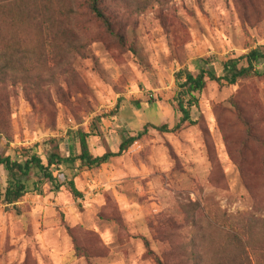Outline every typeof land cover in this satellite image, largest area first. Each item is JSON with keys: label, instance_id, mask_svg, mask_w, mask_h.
I'll return each instance as SVG.
<instances>
[{"label": "rangeland", "instance_id": "obj_1", "mask_svg": "<svg viewBox=\"0 0 264 264\" xmlns=\"http://www.w3.org/2000/svg\"><path fill=\"white\" fill-rule=\"evenodd\" d=\"M59 2L73 5L70 28L28 36L41 64L27 83H0L11 140L0 154L78 156L70 134L82 130L98 156L149 133L99 168L64 167L60 190L43 181L15 204L2 198V167L0 264H156L149 251L168 264H264V76L209 82L192 110L196 126L157 130L180 122L181 70L196 75L209 60L223 76L228 61L264 47V0H105L126 48L87 0Z\"/></svg>", "mask_w": 264, "mask_h": 264}, {"label": "trees", "instance_id": "obj_2", "mask_svg": "<svg viewBox=\"0 0 264 264\" xmlns=\"http://www.w3.org/2000/svg\"><path fill=\"white\" fill-rule=\"evenodd\" d=\"M87 5L92 15L104 24L107 31L126 48L127 42H125L123 34L116 29L114 18L108 12L105 0H87ZM72 14H74L73 5H62L59 0L55 6L52 5V0H0V83L7 80L12 83H27L30 79V73L41 64L31 57L33 50L28 46V36L34 32L44 35L48 33L64 34L70 28L71 19L68 18ZM69 47H71L70 39ZM133 52L136 50L133 49ZM263 61L264 47H261L237 60H230L224 64L223 76L217 75L212 62L209 60L202 61L204 64L196 75L181 70L176 75L178 87L176 102L177 110L182 117L175 126L163 125L157 130L161 133H179L186 128L196 126L197 121L192 118V110L198 106V94L206 89L209 82H216L220 86H235L242 79L264 76L263 69L257 66ZM117 110L118 108L115 112ZM238 115L242 118V112L239 111ZM1 119L2 112L0 111V121ZM8 131L7 124L0 122V147L3 142L10 145L11 140ZM148 133L149 127L146 126L137 135L125 138L117 152L108 151L98 156L92 154L90 150L89 139L92 134L82 130L70 134L79 142L80 154L78 156H64L55 152L50 155L46 163L35 148L24 149L15 157L0 154V170L4 167L9 176L2 198L7 204H15L27 195L40 193V186L43 181L49 182L56 190H60L63 184L59 180V175L63 173L64 167L70 168L73 164L81 163L82 166L90 169L99 168L112 159L129 152ZM35 171L38 172L42 180L33 183L32 186L30 176ZM68 187L75 197H82L74 179L68 181ZM248 237L247 241L250 243L253 236L249 234ZM74 242L79 257L84 256L87 259L91 257L88 252H84L82 255L83 250L78 246L76 240ZM146 245L149 249L148 242ZM149 253L154 257L156 264H168L152 251ZM239 264H246V262ZM247 264H253L249 257Z\"/></svg>", "mask_w": 264, "mask_h": 264}]
</instances>
